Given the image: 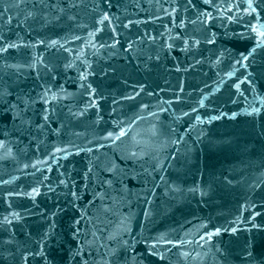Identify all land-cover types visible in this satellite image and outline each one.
<instances>
[{
	"label": "water",
	"instance_id": "95a60500",
	"mask_svg": "<svg viewBox=\"0 0 264 264\" xmlns=\"http://www.w3.org/2000/svg\"><path fill=\"white\" fill-rule=\"evenodd\" d=\"M253 28L264 0H0V264H264Z\"/></svg>",
	"mask_w": 264,
	"mask_h": 264
},
{
	"label": "snow or ice",
	"instance_id": "6c2138e0",
	"mask_svg": "<svg viewBox=\"0 0 264 264\" xmlns=\"http://www.w3.org/2000/svg\"><path fill=\"white\" fill-rule=\"evenodd\" d=\"M205 2H209V0H205ZM105 19H107V16L104 17ZM254 31H256L258 33L259 36H264V32H260L258 29L253 28ZM52 43H55V41H53ZM261 44H264V41H261ZM11 47H15V45H11ZM249 55H251V53H249ZM248 57L245 56L243 57V59H247ZM253 111H257L256 109H253ZM111 135V134H109ZM38 190L37 189H33V193H36Z\"/></svg>",
	"mask_w": 264,
	"mask_h": 264
}]
</instances>
